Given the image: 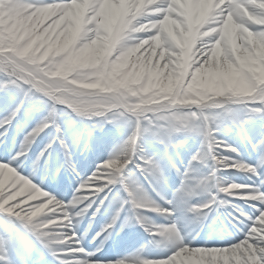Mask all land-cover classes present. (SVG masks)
<instances>
[{"label": "clouds", "instance_id": "clouds-1", "mask_svg": "<svg viewBox=\"0 0 264 264\" xmlns=\"http://www.w3.org/2000/svg\"><path fill=\"white\" fill-rule=\"evenodd\" d=\"M0 67L93 130L127 132L66 200L0 165V196L11 184L24 197L25 218L54 264H261L264 151L255 165L245 163L221 137L264 122V0H0ZM190 139L198 140L191 158L203 170L195 177L170 155ZM144 144L162 147L179 180L173 191L159 160L135 163L156 159ZM106 188L116 191L80 232ZM101 207L109 216L89 238ZM250 210L260 213L252 227ZM205 229L243 238L193 246ZM137 230L146 239L131 250L96 259Z\"/></svg>", "mask_w": 264, "mask_h": 264}, {"label": "snow or ice", "instance_id": "snow-or-ice-1", "mask_svg": "<svg viewBox=\"0 0 264 264\" xmlns=\"http://www.w3.org/2000/svg\"><path fill=\"white\" fill-rule=\"evenodd\" d=\"M21 4L31 3L32 0H19ZM247 6V0H242ZM250 10H252L250 8ZM22 77L18 71L8 70L7 68L0 67V92L5 95L0 98V137L7 139L11 135V130L15 129L21 135H23L22 142L19 143V148H13L10 158L7 156L0 159V165L4 166L10 173L15 172L17 179H25L18 174V169L24 163V160L28 159V152L37 137H41V134L49 136L48 142L43 146L40 152L35 156L32 162V168L35 170L37 165L43 164L47 166L48 157L52 150L58 145L63 150L65 156V165L67 168L75 172L70 158H69V144L63 137L62 129L57 123V109L53 108L51 104H48L47 115L43 119H40L35 127H32L31 121L35 112L34 105L40 98L36 96L38 91L31 90L25 83H22ZM41 103L47 104V100H41ZM26 123V126L22 124ZM31 128V130H28ZM245 129V128H244ZM54 130V132H53ZM92 128L90 129V133ZM26 133V134H25ZM3 140H0L2 143ZM7 147V145H6ZM87 147V145H85ZM254 151H264V142L259 144H253ZM119 151V148L116 149ZM156 159H149L147 155H143L142 159L136 160L135 163L140 164L141 167L155 166ZM188 161L187 172L185 169L182 173L188 176L195 177V172L199 165L197 160L190 158ZM261 163H264V157L261 158ZM63 166V165H62ZM56 171H59L57 169ZM87 179H83L86 181ZM95 186V185H93ZM7 188V191L5 190ZM87 195V193H84ZM24 197L17 194L16 189L11 184H6L3 189V195L0 196V213L5 214L6 217H12L14 219H5L3 221V227H0V264H29L28 257L33 250L34 244H38L42 250L52 251L51 247L47 244V241L43 238L41 233L37 231V226L25 218L24 213L29 208V205L22 203ZM103 198L97 197L92 208H97V205L101 204ZM88 201H86L87 203ZM105 203V201H104ZM102 211V207L99 209ZM264 211V209H262ZM19 212L20 216L16 213ZM260 213L255 210H250L249 215L251 220L248 222V227H252V221ZM243 236H239L237 240L242 239ZM236 243L231 242L229 244ZM46 252V251H45ZM47 253V252H46ZM98 259V257H96ZM261 264H264V256L261 257Z\"/></svg>", "mask_w": 264, "mask_h": 264}, {"label": "bare ground", "instance_id": "bare-ground-1", "mask_svg": "<svg viewBox=\"0 0 264 264\" xmlns=\"http://www.w3.org/2000/svg\"><path fill=\"white\" fill-rule=\"evenodd\" d=\"M109 129L114 130L113 127H112V129L111 128H109ZM28 130H31V128ZM116 132L118 133L120 139L117 137V135H115L117 137V140L116 141L112 140L110 142V144L104 148V152L102 154L95 155V157L91 158V160L96 161L97 158H98V160L106 159L110 152L114 151L115 149H117L119 147V145L122 143L123 139L126 137L127 132L126 131H118L117 129H116ZM262 137H264V122L259 121V120H255V121L250 122L245 127V129L243 131L237 132L236 130H233L231 133L225 134L221 138L226 140V142L229 144H231V143L232 144H239V140H241L243 145H245V147H248L247 145H249V144L251 146L253 144H259V141ZM8 138L10 139V143H8L7 147H5V148L7 149V151L9 153L5 154L2 150V153H0V159L5 158L6 156L8 158H10V154L12 153L13 148H15V149L19 148V143L22 142L23 135H21V134L16 135V130L13 129V130H11V135H9L7 137V139L0 137V140L7 141ZM38 138H40V137H38ZM47 142H48L47 140L42 141L40 146L43 148V146ZM143 146L145 147V150L147 151V153L149 155H156L155 153H159L158 150L155 149L156 147H154V146H156V145H154V144H144ZM197 148H198V140H191L190 139L186 142V144L182 148L178 149L175 152H171L170 155L172 156V158L174 157L173 160L176 163H180V161H181L180 155L182 153H186V155L194 154L196 152ZM244 149L246 150L245 152H243L244 150L241 151L239 149L240 159H241V157H242V159H245L243 156L250 153V152H247L248 149H246V148H244ZM69 152L71 155L72 153L75 152V148H73L69 145ZM251 152L253 153V155H251V157H249L247 162L255 165L256 164V158L259 157V156L256 157V155L258 153H260V151H258V150L254 151L252 149ZM35 154L36 153H33V154L28 156V159L25 161L26 164L24 166H22V165L20 166V168H19L20 173H18V174L22 175V177L25 176L26 179L29 178L32 181H37L36 183L42 184L43 182H41V181L46 176V173H45L46 170H44L45 165L40 164V166H41L40 171L39 172L37 171V174H36V171L34 172V174H32L33 173L32 162L35 159V156H36ZM74 154L75 155H73V156H76V155L78 156L80 153L76 152ZM82 159H85V156L79 155L78 157H72V158L70 157V161H71L74 168L76 165H79V164L81 165V163L79 161ZM77 160H79V161H77ZM166 162H167V160H166ZM59 166L60 165L58 164V162H53L52 164L50 163V167L53 168L55 172ZM163 167H164V170H165L167 176L169 175V177L171 178V172L172 171L170 170L168 164H167L166 168L164 165H163ZM94 170L95 169L90 170V171H86L85 173H82L81 175L84 174V177H82V176H81V178L76 177L72 183L70 180L73 176V172L71 170H69L67 168V166H64L62 169V174L66 176V177H64V179H67V180H65V182L63 181L64 182L63 188L60 190L59 188H57L55 186H50V187L47 186V188L45 190L47 192H49L50 194L55 195L57 197V199L66 200V199L70 198V194L75 189L77 184L82 182L83 179H87L88 176H90ZM202 171L203 170H200L199 168H197L195 175L200 174ZM172 174H174V173H172ZM172 178L174 181H178V178L176 177L175 174H174V177H172ZM55 181H59V180L56 179ZM55 181H52V182H55ZM67 181H70V183L68 184ZM60 182L63 183L62 181H60ZM237 182H240L239 177L237 178ZM43 189H44V187H43ZM69 189H71V190H69ZM5 190L7 191V188ZM113 190H115V189H113ZM169 192H170V190H169ZM109 193H110L109 189L106 188L104 192L100 193L99 198H101L102 196H105ZM93 199L96 200L97 197H93ZM110 199L111 198L109 197V200ZM109 200H105V206L108 205ZM94 209H95V207L89 211L88 216H86L84 218V220L82 221V224H81L82 228L80 227L81 228L80 232H83V230L89 226V222H90L89 217H90L91 211H93ZM108 216H109V210L106 207H102L101 213L98 214L95 219L91 220V227L89 228V238H90V235L94 234L95 231L99 230V227L105 222V219L108 218ZM0 218H2L3 220L14 219L12 217H6V215L2 214V213H0ZM142 235L143 234L141 232H139L138 230L137 231H129L127 233L126 238L124 240H122L125 243L122 244L121 251L127 252V251L131 250V248L134 246L135 242L145 240L146 237L144 239V236H142ZM238 237L239 236L237 235L234 239H228V238L218 239V238H215L214 236H210L208 234V230L205 229V231L203 233H201L199 236L196 237V239L194 240L193 246L225 247L229 243L234 242ZM120 242L121 241L117 242L116 245L120 244ZM116 245H115L114 250L110 249V250L105 251L102 256H98V259H104L105 257L114 255ZM85 246H86V248H88V250H91V248L88 245H85ZM40 250H41V248H40ZM33 254H34L32 256L33 261L31 264H54V262L52 261V258L48 254H45L44 252L42 253L43 256H38V255H41L40 252H36ZM45 258H47V259H45ZM35 260H38V262H36Z\"/></svg>", "mask_w": 264, "mask_h": 264}, {"label": "rangeland", "instance_id": "rangeland-1", "mask_svg": "<svg viewBox=\"0 0 264 264\" xmlns=\"http://www.w3.org/2000/svg\"><path fill=\"white\" fill-rule=\"evenodd\" d=\"M4 95L5 94L3 92H0V98H3ZM36 96L40 99H38L36 101V104L34 105L36 110L33 114V118L31 121L32 127H34L35 124L38 123V121L40 119H43L44 116L47 115L48 104H51L50 101H47V104L41 103V100H45V99L42 98L39 93H37ZM57 119H58L57 123L59 124V126L62 129L63 137L65 138L66 142L68 144H71L72 146L74 145V146L81 147V150H82L81 155L85 156V159H82L79 161L81 163V165L79 164V165L75 166L76 169H75V172H73L75 177L81 178L82 173H85L86 171H90V170L95 169L96 166L100 162H102L104 159L98 160V158H97L96 161H93V160H91V158L95 157V155L102 154L104 152V148L107 147V145H109L112 140L116 141L117 137L120 139L115 128H113L114 130L109 129V128L112 129L111 125H106L102 131L91 130V133H90V129H91L90 122L81 120L80 118L76 117L74 114H71L70 111L65 109L63 106H57ZM22 124H24V126H26L25 122H22ZM76 124H79V126ZM17 134H20V133L16 131V135ZM115 135H117V137ZM48 139H49V136H47L45 134H42L40 138L37 137L36 142H34L32 144V146L30 147V150H29L27 156H29L35 152L38 154L42 147L40 146L39 149H37L36 147L41 145L42 141H44V140L48 141ZM8 143H10L9 138L7 141H3L2 143H0V152H1V150H3L5 154L9 153L6 148L4 150V147H6L5 145H7ZM85 145H87V147H85ZM154 145H156V144H154ZM231 145L236 147L237 151L239 152L240 143L239 144H232L231 143ZM154 147H156L155 149H157L159 152V153H155L157 160L160 161L162 167H163V165L165 166L166 159L163 157L162 147L159 145H156ZM246 149H248L247 152H250V153L246 154L248 157H250V155H253V153L251 152V150L253 148L250 144L248 145V148H246ZM57 151H56V157L59 160V162H61L63 157L61 158L60 155L63 156L64 152H62L63 150H61L59 148V146H58ZM77 152H79V149ZM259 154H257V155H259ZM192 155L193 154L186 155V153H182L180 155L181 161H180V163H177V166L180 168L181 172H183V170L187 166V163L190 160ZM51 158H52V156H51ZM258 158L259 157L256 158V162H257ZM26 160H24V163L22 164V166H24L26 164L25 163ZM241 160L243 162L247 163V160L242 159V157H241ZM132 167L133 166L131 165L130 169ZM36 171H37V169H36ZM48 172L50 175L52 174V172L50 170H48ZM172 173L173 172H171V178L168 175L170 192L173 191L179 184V180L178 181L173 180L172 177H174V174H172ZM231 175H232V178H234V179H237L240 176V174H231ZM115 191L116 190L107 194L108 197L112 198V195L115 193ZM101 198H104V196H102ZM3 221L4 220L2 218H0V227H3ZM142 236H144V235H142ZM144 239H145V236H144ZM115 254H121V253H118L117 247L115 249Z\"/></svg>", "mask_w": 264, "mask_h": 264}]
</instances>
